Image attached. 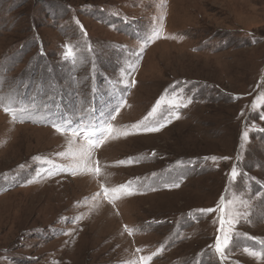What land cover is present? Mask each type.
Returning a JSON list of instances; mask_svg holds the SVG:
<instances>
[{"label":"rangeland","instance_id":"obj_1","mask_svg":"<svg viewBox=\"0 0 264 264\" xmlns=\"http://www.w3.org/2000/svg\"><path fill=\"white\" fill-rule=\"evenodd\" d=\"M181 89L187 107L144 120ZM0 96V264H264V0H0ZM111 115L98 176L44 163H72L52 121ZM221 199L249 213L223 261L220 212L197 211Z\"/></svg>","mask_w":264,"mask_h":264},{"label":"snow or ice","instance_id":"obj_2","mask_svg":"<svg viewBox=\"0 0 264 264\" xmlns=\"http://www.w3.org/2000/svg\"><path fill=\"white\" fill-rule=\"evenodd\" d=\"M160 38V31L154 30L153 33L145 39V44L152 43L156 39ZM175 38V37H173ZM143 51V49H141ZM65 59H72L76 58V52L71 45L66 46L64 52ZM182 89L179 91H173L172 93H166L162 95L161 98L157 101L148 115L144 118L145 121L150 119H155L158 113L161 112L162 108H167L170 111L179 109L181 107H187L192 101L191 98H188L185 101L184 96L182 95ZM264 100V97H261ZM11 98H5L0 96V106H4L6 103H11ZM4 111L12 115L13 119L16 118L17 113L14 111L12 107H4ZM24 111L21 112V117H23ZM176 118H179L178 114ZM115 115H111L108 119H103L98 122H89L84 123L81 121L77 125H73V123L69 120L63 121H52V126L55 130L62 135L66 132L71 133V139L69 144L73 147L70 148L69 152H61L58 153L59 156L70 158L72 163L63 166L59 164L53 163L51 160H45V164H52V167L57 172H69L71 175L82 174L84 172L92 173L95 176H98L101 172V168L99 166V161H95L94 165L92 163L93 156L92 153L95 149L101 147L109 138L114 137L117 135V130L114 128L110 120H114ZM21 122L23 119L21 118ZM170 120H165L162 123H158L155 126L148 124V123H138L133 125V129H143L145 132H156L161 130V128L165 127L167 123H170ZM264 131V130H262ZM131 134L129 131L120 132L119 135L127 136ZM248 133H244V137L247 138ZM77 138H82L84 144L75 146V140ZM213 161L217 158L212 157ZM120 164H124V161H120ZM50 174V173H49ZM240 175V173L234 168L232 170L231 176L233 181H235L236 177ZM169 186V185H165ZM171 186H178V184H174ZM131 182L121 184L112 188L104 187L103 194L109 198L110 203H115V201L121 199L122 196H131L133 194L131 190ZM228 203L234 204L235 201H230ZM228 203L225 202L224 199H221L220 203L216 206L215 209H199L201 214H208L215 211L220 212L219 217V228L218 232L219 235L216 237L215 245H210L209 247L214 249L215 253L218 254L221 261L226 259L225 250L229 247L230 243H232V235L235 228V225L240 222L241 218H247L249 213H240L233 208L231 213L226 217L225 216V209L228 207ZM249 239H255L254 237H248ZM163 249H161L162 251ZM249 255L252 256H259L260 253L249 248L244 249ZM155 255V254H154ZM153 256H141L139 260V264H151Z\"/></svg>","mask_w":264,"mask_h":264}]
</instances>
